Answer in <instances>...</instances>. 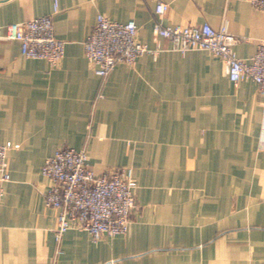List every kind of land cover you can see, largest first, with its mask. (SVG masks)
Returning a JSON list of instances; mask_svg holds the SVG:
<instances>
[{"label":"crops","instance_id":"crops-1","mask_svg":"<svg viewBox=\"0 0 264 264\" xmlns=\"http://www.w3.org/2000/svg\"><path fill=\"white\" fill-rule=\"evenodd\" d=\"M0 0V143L11 175L0 199V264H264V101L251 78L230 80L220 56L181 53L163 24L225 25L250 60L264 39L251 0ZM57 10L55 11V6ZM52 14L58 65L24 56L7 25ZM100 15L134 19L157 53L101 78L85 53ZM86 147L96 173L130 170L137 207L125 234L86 230L56 240L58 209L41 172L61 147Z\"/></svg>","mask_w":264,"mask_h":264},{"label":"built area","instance_id":"built-area-1","mask_svg":"<svg viewBox=\"0 0 264 264\" xmlns=\"http://www.w3.org/2000/svg\"><path fill=\"white\" fill-rule=\"evenodd\" d=\"M156 13L162 16L168 4L156 0ZM252 5L264 11V0H251ZM57 5L55 6V11ZM139 26L134 19L115 21L100 15L84 47L88 61L101 78L107 77L118 63L133 65L146 53H157L138 38ZM153 32L169 39L172 49L181 53L190 50H207L221 57L231 81L238 83L246 78L256 82L264 101V39L250 60L238 56L235 44L238 37L225 25L214 27L209 22L201 24L165 25L156 19ZM7 37L20 42L24 56L45 59L58 65L65 55V41L55 34L52 14L37 16L7 25ZM259 148L264 149V112L258 138ZM19 144L11 141L0 143V199L4 184L11 175L6 167L8 151ZM51 180L45 193L47 205L58 209L56 240L60 243L69 229L86 230L94 241L106 235L125 234L129 230L132 212L137 207L134 180L130 170L112 169L96 173L89 165L86 147L75 149L61 147L48 157L41 169Z\"/></svg>","mask_w":264,"mask_h":264}]
</instances>
